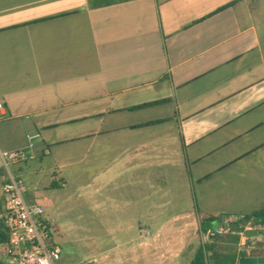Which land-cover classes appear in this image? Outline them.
I'll return each instance as SVG.
<instances>
[{"label": "crops", "instance_id": "1", "mask_svg": "<svg viewBox=\"0 0 264 264\" xmlns=\"http://www.w3.org/2000/svg\"><path fill=\"white\" fill-rule=\"evenodd\" d=\"M0 98V152L33 157L12 170L0 159V213L11 173L28 203L49 198L38 184H58L94 197L102 222L115 195V211L141 204L150 221L152 184L185 168L197 198L225 204L201 219L264 209V0H0Z\"/></svg>", "mask_w": 264, "mask_h": 264}, {"label": "rangeland", "instance_id": "2", "mask_svg": "<svg viewBox=\"0 0 264 264\" xmlns=\"http://www.w3.org/2000/svg\"><path fill=\"white\" fill-rule=\"evenodd\" d=\"M9 169L12 170L10 163ZM176 175L179 174L170 176V184H152L154 197L150 221L144 215L148 214L149 207L138 204L132 208L133 206L130 205L121 211V207L125 204H123V200H120V196L115 195L114 203L106 204L108 210L106 209L104 217H108V221L106 219V222H102L96 219L99 211H94V197H90L85 205L80 198L71 197L68 188L62 192L56 189L50 190L49 184H38L39 191L48 195L49 198L38 200L37 203L42 206L45 216L53 220H51L55 226L53 240L62 251L61 260L56 264H85L87 262L94 264H143L147 259L145 255H148V259L156 264L162 262L164 264H175V262L189 264L197 247L209 242L212 236L211 230H205V228L210 226L213 234L221 231V236L235 233L232 227L227 228V225L222 221L223 216L229 217L230 214H223L220 221H218V216L213 215L215 221L209 222L206 219L205 226H202L204 220L198 215L203 217L205 216L203 213H206V216L209 217L212 211L217 209L222 211L226 209L224 202L222 199L218 201L214 199L208 204L206 200L197 198L196 174L192 172L190 175L186 168L181 174L182 179L176 180ZM159 189H162L164 193L160 199L157 193ZM122 194L124 200L131 204L134 197L141 201L143 193L138 191L136 196H133V193L131 196L130 192L124 190ZM156 196L158 198H155ZM158 199L160 202L157 203ZM114 207L120 208V212L115 211ZM237 220V217L236 219L231 217L228 223H238L239 229L237 228V230L243 233L242 237L254 240L248 241L250 243L245 241L244 247L238 245L237 251L241 257H244L249 254L250 246L257 248L256 250L252 249L253 251L264 246V237L261 238L264 236V232L257 234L258 231L252 229L253 224L249 223L248 225L246 221ZM145 227L147 230L150 228L152 234L148 240L144 234L138 233L139 228L141 230ZM256 237H259L260 240L256 241ZM130 244H135L137 247H131ZM167 248L168 251H164ZM144 249L146 251L150 249L151 253L144 254ZM177 250H181L180 255L176 254ZM0 264H6V258L1 250Z\"/></svg>", "mask_w": 264, "mask_h": 264}, {"label": "built area", "instance_id": "3", "mask_svg": "<svg viewBox=\"0 0 264 264\" xmlns=\"http://www.w3.org/2000/svg\"><path fill=\"white\" fill-rule=\"evenodd\" d=\"M4 108L3 100L0 98V115ZM36 137L28 136L27 139L31 141ZM32 158L24 150L0 152V159L6 168L9 162H24ZM2 191L4 207L0 213V224L8 240L0 245V250L6 258V264L58 263L62 251L53 240L55 226L46 218L41 205L25 200L28 189L24 182L9 173ZM224 223L227 225V220ZM210 232L212 235V230ZM214 233L220 235L221 231Z\"/></svg>", "mask_w": 264, "mask_h": 264}, {"label": "trees", "instance_id": "4", "mask_svg": "<svg viewBox=\"0 0 264 264\" xmlns=\"http://www.w3.org/2000/svg\"><path fill=\"white\" fill-rule=\"evenodd\" d=\"M113 0H97L98 5H108L112 3ZM234 2L231 4H228L224 6L222 9L229 7L233 5ZM166 101H160V102H153L148 104H143L141 106H138L134 109H144L149 108L152 106H155L157 104L165 103ZM166 120H158L153 122H148L145 124H140L137 127H146V126H152L159 123H162ZM58 187V184H51L52 189H56ZM257 220L260 224L264 225V209L260 211L254 212L250 216H244L239 221L240 222H248L249 220ZM209 222H214L215 218L208 219ZM220 221V217L218 219ZM206 220L203 221V225L205 226ZM1 225V224H0ZM234 230L233 234L227 235V236H221L218 234H212L209 242L200 244L197 249L195 250V253L190 260L189 264H238V259L241 258V256L238 253V245H239V231L238 223L231 224V226ZM229 227V228H230ZM209 230H212L210 226H208ZM208 228L205 230H208ZM239 229V228H238ZM8 240V236L3 229L2 225L0 227V245L6 243ZM85 264H94L92 262H87Z\"/></svg>", "mask_w": 264, "mask_h": 264}, {"label": "water", "instance_id": "5", "mask_svg": "<svg viewBox=\"0 0 264 264\" xmlns=\"http://www.w3.org/2000/svg\"><path fill=\"white\" fill-rule=\"evenodd\" d=\"M226 218L227 216H223L222 221L225 222ZM238 264H264V254L261 256L249 254L247 256L241 257L238 259Z\"/></svg>", "mask_w": 264, "mask_h": 264}]
</instances>
